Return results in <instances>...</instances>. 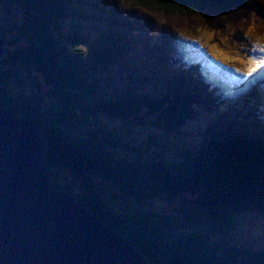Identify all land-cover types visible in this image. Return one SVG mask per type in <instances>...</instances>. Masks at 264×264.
<instances>
[{"label": "trees", "instance_id": "obj_1", "mask_svg": "<svg viewBox=\"0 0 264 264\" xmlns=\"http://www.w3.org/2000/svg\"><path fill=\"white\" fill-rule=\"evenodd\" d=\"M71 1L0 0L5 15L9 7L21 8L23 36L4 55L0 29V107L38 124L50 181L153 264H264V241L259 247L237 244L198 227L220 233L237 213L264 216L262 121L255 109L219 100L198 64L174 55L169 41L172 31L195 27L231 44L250 21L264 23V0H118V6L101 7L94 0L100 21L93 37L75 23L61 33L62 17L84 14L78 6L68 10ZM16 65L39 72L58 103L34 97L26 75L10 69ZM149 80L161 83L162 91L144 92ZM196 108L213 114L200 129L184 132ZM138 117L158 132L145 136V160L132 152L141 150L131 138L103 120ZM59 170L84 191L62 185ZM115 192L137 200L178 197V214L135 209L112 199Z\"/></svg>", "mask_w": 264, "mask_h": 264}, {"label": "water", "instance_id": "obj_2", "mask_svg": "<svg viewBox=\"0 0 264 264\" xmlns=\"http://www.w3.org/2000/svg\"><path fill=\"white\" fill-rule=\"evenodd\" d=\"M45 148L37 123L0 107V264H153L53 185Z\"/></svg>", "mask_w": 264, "mask_h": 264}, {"label": "rangeland", "instance_id": "obj_3", "mask_svg": "<svg viewBox=\"0 0 264 264\" xmlns=\"http://www.w3.org/2000/svg\"><path fill=\"white\" fill-rule=\"evenodd\" d=\"M105 2L106 5L114 3L115 6H118V0H98L96 7H99L100 4ZM94 0H72L69 3L68 10L73 7H79L82 9L84 14L77 15L69 13L67 16L62 17L59 20L60 31L62 34L69 33L70 28L73 27V24L79 25L83 30L84 34L87 37H93L96 33L95 31V22L100 21L99 9L93 12L95 8ZM100 6V7H101ZM22 11L19 6L9 7V12L7 15L3 14L0 9V29L5 31L6 40L3 43L4 55L11 51L12 49L18 47V45L23 43V36L19 30V24L22 21ZM249 24L248 28H243V31L239 35H243L240 39V46L245 47L247 42H252L255 45L257 50H260L261 47H258L259 44L264 43V23L261 22H252ZM262 29V30H261ZM187 32L179 33L173 32L171 38V46L175 53L184 56L188 63L192 64L197 61L193 56L200 55L198 51L203 49L208 51L211 55L221 58L227 66H229V71L226 72V68L222 70L212 71L209 78H215L217 75H214L217 71L222 74L223 80L220 83L221 91L225 93L226 97L237 100L238 106L240 107L241 101L240 98L252 96L248 98L247 102L243 106L247 108L255 109L254 115L258 116L259 119L263 120L264 123V107L261 106L258 102L253 100V96L260 95L259 92L264 91V65L260 67H255L253 64L249 63V60H259L264 57V54L256 53L253 46L246 49L239 50L233 44L226 43V38L223 35H218L221 40H217L213 32L203 31L198 28L188 27L186 28ZM235 41V40H234ZM233 41V42H234ZM200 48V49H199ZM181 53H184L181 54ZM2 59L5 56L1 57ZM200 61L203 63L202 73H206L209 63L212 61L207 58H201ZM216 62V61H213ZM216 63H213L215 66ZM7 65V63L5 64ZM10 69L15 71L18 75H26L28 87L31 88L33 96L40 99L42 102L53 105L57 101L55 98H52L48 87L49 84L46 83L39 72H36L33 68L25 69L19 66H11ZM239 71H236V70ZM257 79L256 82L251 83L250 86H247V90L244 92H238L239 87L251 82V78ZM15 87V84L10 83L9 87ZM144 92L157 93L162 91L164 86L161 83L153 82L149 80L144 83ZM18 88V87H17ZM261 103L264 106V96L260 98ZM58 103V102H57ZM193 116L188 121L183 130L184 132H191L192 129H200L207 120L212 116L213 112H206L205 110L196 108L192 113ZM99 119H101L99 117ZM105 123H108L111 126H114L117 131L121 134L123 138H131L133 143L140 148L139 151H132L139 160H145V149L148 147L145 142V136L147 133L158 134V132L150 126L147 125L144 118H131L129 120H120V119H103ZM194 132V130H192ZM167 139V135L163 134ZM183 136L187 137L185 133ZM190 141L192 136L187 137ZM196 140V138H194ZM133 153V154H134ZM57 178L62 185L73 188V191L82 193L84 188L75 179L68 171L59 170L57 173ZM104 182V181H103ZM103 187L109 191L111 190L108 184L103 185ZM185 198L188 197L187 193H183ZM112 199H117L123 203L134 207L135 209H141L153 214H162L165 216H173L178 214L179 200L178 197L172 198L167 201L161 197H151L145 200H137L127 197L121 192H115L114 196H110ZM176 223H174L175 225ZM199 230L206 231L209 233V237L223 236L226 240L248 245L252 247H259L264 241V216L257 212H241L236 214V218L233 224L223 229L220 233H216L213 230H209L206 225H198ZM190 230V229H188Z\"/></svg>", "mask_w": 264, "mask_h": 264}, {"label": "bare ground", "instance_id": "obj_4", "mask_svg": "<svg viewBox=\"0 0 264 264\" xmlns=\"http://www.w3.org/2000/svg\"><path fill=\"white\" fill-rule=\"evenodd\" d=\"M253 16V15H252ZM251 16V17H252ZM262 23V22H261ZM248 26H249V23H248ZM248 26H246V29L248 28ZM262 30V29H261ZM241 33H242V30H241ZM243 35H239L238 37H239V39L242 37ZM239 39H236L234 42H232V44H233V46H235V47H237V49H239V50H242V48L241 47H239L240 46V40ZM252 43V42H251ZM253 44V43H252ZM263 46H264V43H261ZM262 48H264V47H262ZM255 51H256V53L259 55V53H261V54H264V51H261V49L260 50H257L256 48H255ZM251 82H249L248 83V81L245 83V84H243L241 87H239V89H238V92H244L245 90H247L248 88H247V86H250L251 85V83H253V82H256V80L257 79H253V77L251 78ZM191 237V236H190ZM136 247V246H135ZM134 247V248H135ZM137 248V247H136Z\"/></svg>", "mask_w": 264, "mask_h": 264}, {"label": "snow or ice", "instance_id": "obj_5", "mask_svg": "<svg viewBox=\"0 0 264 264\" xmlns=\"http://www.w3.org/2000/svg\"><path fill=\"white\" fill-rule=\"evenodd\" d=\"M121 4L125 3V0H120ZM261 51H264V48H261ZM250 64H253L255 67H260L264 65V57L260 58L259 60H249ZM236 71H239L238 69Z\"/></svg>", "mask_w": 264, "mask_h": 264}]
</instances>
